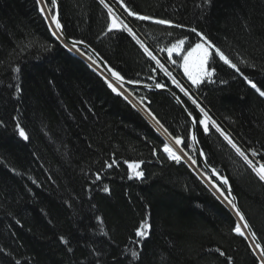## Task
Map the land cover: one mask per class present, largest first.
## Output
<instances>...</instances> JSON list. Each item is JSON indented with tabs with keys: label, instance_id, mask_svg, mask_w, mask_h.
<instances>
[{
	"label": "trees",
	"instance_id": "1",
	"mask_svg": "<svg viewBox=\"0 0 264 264\" xmlns=\"http://www.w3.org/2000/svg\"><path fill=\"white\" fill-rule=\"evenodd\" d=\"M60 2L69 38L89 44L128 81L173 89L203 119L131 34L108 32L103 4ZM106 2L155 55L177 38L194 40L195 27L264 90V0H124L182 29L139 21L119 0ZM41 8L39 0H0V264H259L248 239L233 231V213L186 162L163 152V137L120 91L52 35ZM216 68L213 82L193 89L198 104L250 159L264 162V97L222 61ZM128 92L182 138L202 171L190 124L172 99ZM209 128L205 134L198 124L208 163L229 179L264 246V181ZM125 161H143L144 179ZM143 222L151 225L146 238L135 235Z\"/></svg>",
	"mask_w": 264,
	"mask_h": 264
},
{
	"label": "snow or ice",
	"instance_id": "2",
	"mask_svg": "<svg viewBox=\"0 0 264 264\" xmlns=\"http://www.w3.org/2000/svg\"><path fill=\"white\" fill-rule=\"evenodd\" d=\"M52 8L49 9V12H51L53 9L57 7V0H50ZM119 2L123 5L124 11L127 13L128 16L134 17L135 19L139 21H151L154 24L158 25H165L169 28H178L182 29L186 26L181 23H174L170 19H161V18H155L150 14H140L138 11L132 10L131 7H129L127 4H124V0H119ZM210 3V0H208ZM100 3L104 5L105 8L108 9V15L111 17V23L108 25V32H112L114 29H123L124 31L128 32L132 35V37L136 40V43L140 45V47L144 50V52L148 55V57L151 58V60L155 61L157 65H159L160 69H162L166 75L172 78V82L176 85L177 88L180 89L182 93H184L185 96H189L191 99V96L189 94V91L178 81L175 76L172 75V72L168 71L167 68H165L164 64L161 63V61L157 58L156 55L153 54V52L143 43L139 37H137L136 33L133 31L131 27L123 19H121L115 11L105 2V0H100ZM41 12L45 11L44 8L40 9ZM59 13L51 16V20L54 22L55 28L60 29L62 32L63 26L61 24V20L58 18ZM51 26V25H50ZM190 33L195 35L194 40H189L187 36L177 38L174 42L170 44V46L166 48L160 49V51L167 52V58L168 61L173 64L177 65L178 60L172 59L173 54L175 53L176 56L181 61L179 63V67L183 69L184 75L187 77V79L191 82L192 85H195L197 87L205 84V83H211L213 82L212 78L217 72L216 64L219 61H222L225 65H228L230 68L235 70L237 73H239L243 79L247 82L248 85L252 89H254L261 97H264V90H262L261 87H258L256 82H253V80L249 79L248 76L244 75L243 72H241L240 68L236 63H234L228 55L225 54L224 51L221 50L220 47H218L212 40L208 38L207 35H205L203 32L198 31L195 27H192L189 29ZM168 36H172V32L166 33ZM53 36H55L57 39L60 37L57 35L55 31L52 33ZM84 41H72V48H76L77 44L83 45ZM187 44V47L185 45ZM65 47H68L67 44H65ZM72 48H69L71 51ZM77 51H80L79 48L76 49ZM218 58V59H217ZM91 59V57H89ZM211 62V63H210ZM20 68H15L16 72H20ZM110 71H112L110 69ZM155 71V69H153ZM112 75L116 77L118 81L123 82L125 80V77L122 76L119 72L112 71ZM223 83V81H221ZM128 83H138L135 80H129ZM109 87L112 88V90L115 92L117 89L112 86V84H109ZM156 88H164L165 85L162 83H156ZM17 90H19V86L17 85ZM127 99V97H125ZM143 102V98H142ZM192 103L196 105V107L199 109V113L203 114V119H199L197 121L196 117H193L192 123L193 125H196L197 123L199 125L203 126V133L207 134L210 132L209 123H211L212 127L215 128L217 132H219L224 139L227 141V143L236 151V153L246 162V164L253 170V172L256 174V176L259 178L260 181H264V162H254L252 159L249 158V156L246 154L244 150L241 149L234 141L233 139L226 134L223 129L220 127V125L209 115L208 111L205 110L204 107H201L196 100H192ZM189 115L191 116L192 113L189 112ZM155 119V117H153ZM159 123V121H157ZM19 129V135L23 137L25 140L28 139V135L25 132L23 127H20L17 125ZM163 127V125H161ZM165 132H167V129H165ZM175 140L176 145L183 144V140L181 137L176 136L173 137ZM191 140L193 142L197 141V136L195 133L192 134ZM184 147H187L185 144ZM163 152L168 155L169 158H171L173 161L180 162L182 157L181 155L177 154L175 150H173L172 147L169 146L168 143H163ZM203 154V153H201ZM251 155L253 157H256L257 155H260L255 149L251 151ZM125 163H128L125 161ZM192 163L195 164L196 160H192ZM141 164H143V161L139 162H132L128 163V168L132 170L133 175L143 180L144 179V172L142 170H139L141 168ZM109 168L113 167V163H108L107 165ZM213 172H216L215 169H213ZM219 175V173H217ZM97 179H100L99 175L97 176ZM220 179L223 180L222 185H216L217 191H219L220 195L223 196V198L227 201L228 204L231 205L233 209L236 211V215L239 217L240 221H243V228L248 229L251 231L252 237H256V232L252 231V226L248 223V221L245 218V215L241 210L237 207L235 203V197H232L229 199V196L231 195V186L229 185V181L226 177L220 176ZM224 185H228L227 188H224ZM105 192H109L110 189L105 186L103 189ZM103 221L101 220V224ZM151 229V225L147 224V222L141 223V225L137 228L135 235L137 237L146 238L148 235V231ZM233 231L241 236L247 239L245 232L241 228V225L237 223L233 229ZM107 233H105L106 235ZM61 240L68 244L69 241H67L64 237H61ZM259 249L258 253V262L259 264H264V246L257 243L255 245V248H253V251L256 252V250ZM217 252L220 253L221 256H224L225 253L222 252L219 248L216 249ZM131 256L134 259L139 260L140 258V252L137 250H133L131 252ZM231 259V257H229Z\"/></svg>",
	"mask_w": 264,
	"mask_h": 264
},
{
	"label": "water",
	"instance_id": "3",
	"mask_svg": "<svg viewBox=\"0 0 264 264\" xmlns=\"http://www.w3.org/2000/svg\"><path fill=\"white\" fill-rule=\"evenodd\" d=\"M59 13V19L61 20V24L63 26L62 32L60 29H57L59 32V39L61 40L62 43L67 44L69 48L72 47V41L74 39H71L67 36L66 31H65V27H64V23H63V19H62V10H61V2L60 0H57V7L55 8V14ZM52 24V23H51ZM55 28L54 22L52 24ZM56 29V28H55ZM76 41V40H75ZM76 48H80L81 50L87 52L91 58L99 65L102 67V69L105 71V73L110 76L111 79L115 80L117 83H119L120 85H123L124 87L128 88V89H134V90H143V91H148V92H163L166 93L172 100L173 102L177 105V107L182 111V113L186 116V118L189 120L190 122V140H191V136L193 133H195V135L197 136V141L198 142H193L191 140V144L193 146L195 155L197 157V161L202 169V172L206 173L217 185H222L223 184V180L220 179V176L226 177L224 175H222L221 173H219L215 168H213L207 160L206 154L204 149L202 148L200 141H199V136H198V124L193 125L192 120H193V116H190L187 109L184 106V103L182 101V99L169 87H164V88H156L155 85H150V84H145V83H128V81L125 79L123 82L118 81L116 79L115 76L112 75V71H116L118 72L116 69H114L93 47H91L89 44L84 43L83 45L81 44H77ZM110 69L112 71H110ZM123 76V75H122ZM203 153V154H201ZM183 160L185 162L188 163V165L193 168V170H195L196 172L198 171V168L194 166V164L191 162H188V159L183 158ZM213 169L216 170V172H213ZM217 173H219V175H217ZM198 174V172H197ZM199 175V174H198ZM200 176V175H199ZM206 183L207 185L218 195V197L221 199V201H223L225 203V200L223 198V196L220 195V193L215 190L212 186L209 185V183L202 177L200 176ZM227 178V177H226ZM228 179V178H227ZM229 181V179H228ZM229 185L231 186V195L229 196V199H231L232 197H235V203L237 205V207L242 211L240 204H239V200L233 190V187L229 181ZM228 185H224V188H227ZM226 204V203H225ZM227 205V204H226ZM228 206V205H227ZM228 208L230 209V211L233 213V215L235 216V218L237 219V222H239L242 226H243V221L239 220V217L236 215V211L235 209H233L231 206H228ZM244 213V212H243ZM245 215V214H244ZM246 220L248 221L246 215H245ZM249 223V221H248ZM250 224V223H249ZM252 231H254L252 229ZM245 232L247 233V239L250 240V243L252 244L253 248H255V245L257 243L261 244L263 246V244L261 243V241L259 240L258 236L256 235V237H252L251 235V231H249L248 229H245ZM257 253H259V249L256 250Z\"/></svg>",
	"mask_w": 264,
	"mask_h": 264
},
{
	"label": "bare ground",
	"instance_id": "4",
	"mask_svg": "<svg viewBox=\"0 0 264 264\" xmlns=\"http://www.w3.org/2000/svg\"><path fill=\"white\" fill-rule=\"evenodd\" d=\"M39 2H40V4H41V7L42 8H44L45 9V11H43L44 12V14H45V16H46V18H47V20H48V22L49 23H52L53 24V21L51 20V15H50V13H49V11H48V9H47V7H46V4H45V2H44V0H39ZM55 14V13H54ZM53 26V25H52ZM53 28H54V26H53ZM114 30H117V29H114ZM53 31H55L56 33H57V35H59V32H58V30L57 29H55L54 28V30ZM76 41H78V40H76ZM64 44V43H63ZM65 45V44H64ZM68 50H69V47H66ZM72 48V47H71ZM77 48H72V50L70 51V52H72V53H74V54H76L78 57H80L81 59H83L84 61H86L92 68H94L96 71H97V73H99V74H101L104 78H105V80L107 79L113 86H115L117 89H118V91H120L122 94H123V96L124 97H127V99H128V101L138 110V111H140L142 114H144L143 112H142V109L143 108H139L140 107V103H137V101H134L135 99H133L134 97L133 96H131V94L128 92V90H133V89H128V88H126V87H124L123 85H120L119 83H117L115 80H113V79H111L110 78V76H108L106 73H105V71L102 69V67L101 66H99L92 58L91 59H89V57H91L87 52H85V51H83V50H81L80 48V51H77L76 50ZM157 54V53H156ZM158 55H160L161 56V63L162 64H164V66H165V68H167L168 69V71H170V72H172V75L173 76H175V78H177V75H176V70H175V67H174V65L173 64H171L169 61H168V58H167V52L166 51H164V52H162V51H158ZM127 80V79H126ZM128 81V80H127ZM173 83V82H172ZM173 85H175L174 83H173ZM171 89V88H170ZM173 90V89H172ZM174 91V90H173ZM189 91V94H190V96H191V99L189 98V96H185L184 94V96L186 97V98H188L190 101L191 100H193V98H195V96H194V90H192V89H190V90H188ZM175 92V91H174ZM176 93V92H175ZM177 94V93H176ZM178 95V94H177ZM179 96V95H178ZM133 97V98H132ZM180 97V96H179ZM181 98V97H180ZM182 99V98H181ZM194 100H196L197 101V103H198V100L195 98ZM173 101V100H172ZM182 101H183V99H182ZM183 103H184V106H185V108L187 109V111H188V113L190 112L189 111V109H188V107L186 106V104H185V102L183 101ZM195 105V104H194ZM141 107H143L142 105H141ZM146 109V108H145ZM145 115V114H144ZM149 115V114H148ZM152 116V115H151ZM191 116H193V117H195L193 114L191 115ZM147 117V116H146ZM185 118H186V116H185ZM187 119V118H186ZM147 120L151 123V125L153 126V127H156L155 126V124H154V122L152 123V121L150 120V118H148L147 117ZM188 120V119H187ZM156 121V120H155ZM188 122H189V120H188ZM156 124L157 125H159V123H157V121H156ZM189 124H190V122H189ZM198 124V123H197ZM158 127H160V125L158 126ZM157 131H159V130H157ZM159 133L161 134V132L159 131ZM162 135V134H161ZM163 136V135H162ZM163 138H164V136H163ZM171 141V140H170ZM174 144V143H173ZM174 147H176L177 149H179L180 150V148H178L177 146H174ZM183 153L181 152V155H182ZM183 158H186V159H188V162H192V160H191V158H189V157H187L186 155H184V156H182ZM187 163V162H186ZM188 164V163H187ZM194 166L195 167H197V165H195L194 164ZM198 168V167H197ZM198 174L200 175V176H202L208 183H209V185L210 186H212L215 190H217V188L215 187V184L213 183V180L209 177V176H207V174L206 173H204V172H201L199 169H198ZM211 179V180H210ZM219 192V191H218ZM225 200V199H224ZM223 202V201H222ZM224 203V202H223ZM225 203L228 205V206H231L230 204H228L227 203V201L225 200ZM224 203V204H225ZM225 204V205H226ZM226 205V206H227ZM228 206H227V208H228ZM229 209V208H228ZM230 210V209H229ZM239 223V222H238ZM240 224V223H239ZM241 225V224H240ZM251 225V224H250ZM241 228L243 229V231L245 232V229L243 228V226L241 225ZM252 229H253V227H252ZM254 230V229H253ZM245 235H246V237H247V233L245 232ZM260 240V239H259ZM248 241L250 242V240L248 239ZM251 244V243H250ZM252 245V244H251ZM253 247V246H252ZM257 253V252H256ZM257 255H258V253H257Z\"/></svg>",
	"mask_w": 264,
	"mask_h": 264
},
{
	"label": "rangeland",
	"instance_id": "5",
	"mask_svg": "<svg viewBox=\"0 0 264 264\" xmlns=\"http://www.w3.org/2000/svg\"><path fill=\"white\" fill-rule=\"evenodd\" d=\"M99 2H100V0H98ZM105 2H106V0H105ZM112 9H113V11H115L114 10V8L108 3V2H106ZM104 6V5H103ZM106 10H108L107 8H106ZM49 11V10H48ZM110 17V16H109ZM110 23H111V17H110ZM135 40V39H134ZM136 41V40H135ZM162 49V48H161ZM160 51V50H159ZM154 54V53H153ZM155 55V54H154ZM101 75V74H100ZM166 75V74H165ZM176 75L177 76H179L178 75V73L176 72ZM167 76V78H168V81H169V83H170V85H173V83H172V78L171 77H169L168 75H166ZM182 79V78H181ZM174 86V85H173ZM115 87V86H114ZM116 88V87H115ZM117 89V88H116ZM177 89V88H176ZM118 90V89H117ZM119 92V91H118ZM121 93V92H120ZM122 94V93H121ZM123 95V94H122ZM183 95V94H182ZM184 96V95H183ZM133 98V97H132ZM184 98L190 103V104H192L193 106H194V104L192 103V100L190 101L188 98H186L185 96H184ZM133 99H135V98H133ZM193 99H195V98H193ZM128 100V99H127ZM134 101H137V103H140V107L139 108H143L142 109V112L145 114H142L140 111V113L147 119V117L148 118H150V120L152 121V123L154 122V124H155V126L156 127H154L155 128V130L157 131V130H159L160 132H161V134L164 136V137H166V135H168V133L167 132H165V130L160 126V127H158L159 125H157L156 124V121H155V119L153 118V116H151V114L145 109V107H144V105L140 102V101H138L137 99H135ZM141 105L143 106V107H141ZM149 114V115H148ZM147 116V117H146ZM159 131H157L158 133H159ZM160 134V133H159ZM160 134V135H161ZM161 135V136H162ZM162 136V137H163ZM172 144H173V142L172 141H170ZM169 146L170 147H172L173 148V150H175L176 152H177V154H179V155H181V151L179 150V149H177L176 147V149L173 147V146H177L175 143L173 144V146L171 145V144H169ZM180 146V145H179ZM178 147V146H177ZM182 150V149H181ZM183 151V150H182ZM184 155H186L184 152H183V154L181 155V157L182 156H184ZM183 158V157H182ZM190 158V157H189ZM181 160H183V159H181ZM184 161V160H183ZM133 174V173H132ZM211 180V179H210Z\"/></svg>",
	"mask_w": 264,
	"mask_h": 264
},
{
	"label": "built area",
	"instance_id": "6",
	"mask_svg": "<svg viewBox=\"0 0 264 264\" xmlns=\"http://www.w3.org/2000/svg\"><path fill=\"white\" fill-rule=\"evenodd\" d=\"M181 72H182V75L187 79V77L184 75V73H183V69L181 68ZM187 81H188V83H190L191 84V82L187 79ZM192 85V84H191Z\"/></svg>",
	"mask_w": 264,
	"mask_h": 264
}]
</instances>
